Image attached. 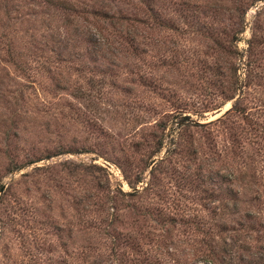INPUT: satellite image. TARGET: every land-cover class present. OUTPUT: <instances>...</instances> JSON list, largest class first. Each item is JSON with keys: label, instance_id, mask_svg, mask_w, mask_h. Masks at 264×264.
<instances>
[{"label": "rangeland", "instance_id": "374dc122", "mask_svg": "<svg viewBox=\"0 0 264 264\" xmlns=\"http://www.w3.org/2000/svg\"><path fill=\"white\" fill-rule=\"evenodd\" d=\"M0 264H264V0H0Z\"/></svg>", "mask_w": 264, "mask_h": 264}]
</instances>
